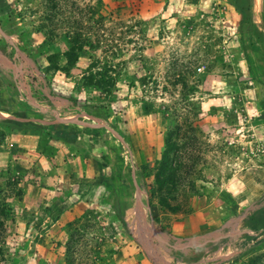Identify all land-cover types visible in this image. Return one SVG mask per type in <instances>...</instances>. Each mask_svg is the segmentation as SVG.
<instances>
[{
	"label": "rangeland",
	"instance_id": "1",
	"mask_svg": "<svg viewBox=\"0 0 264 264\" xmlns=\"http://www.w3.org/2000/svg\"><path fill=\"white\" fill-rule=\"evenodd\" d=\"M249 4L252 28L232 0H0V53L14 61L0 109L33 118L0 115V264H264V212L261 227L244 220L264 209V39L248 47L264 0ZM74 39L77 61L54 70ZM107 65L114 96L84 88ZM52 108L86 127L61 139ZM175 127L182 166L160 189Z\"/></svg>",
	"mask_w": 264,
	"mask_h": 264
},
{
	"label": "trees",
	"instance_id": "2",
	"mask_svg": "<svg viewBox=\"0 0 264 264\" xmlns=\"http://www.w3.org/2000/svg\"><path fill=\"white\" fill-rule=\"evenodd\" d=\"M232 2H233V6H234L235 10L241 14L243 22H246V23L248 22L250 24L251 28L255 27L250 20L251 19V9H250L249 0H232ZM255 33L257 34V37H256L257 39L251 41L248 44V47H250L251 50L254 52H257V51L260 52L261 47H260L259 43L257 44V42L264 39L263 30L262 29L257 30ZM77 40L78 39H74V40L70 41L68 47L62 53L66 57V61H67L66 64L59 66L58 64L54 63L53 64L54 70H56V71L62 70L64 72H66V70H68L70 67H72L74 65V63L77 61V52L81 46V44H79V42H77ZM21 49H22V51H26L23 46H21ZM260 58L264 59V53L260 54ZM11 59H13V57H11ZM247 67H248V71H249V76H251L253 79H256V81H257V66L253 67L251 64L250 65L248 64ZM259 71L264 72V69L260 68ZM82 79H83L82 84H83V86H85L84 88L93 87L95 90L100 92L103 95V97L114 96V93L116 90V88H115L116 74L109 65L90 69L87 73L83 74ZM259 81H260V79H259ZM66 98H69V100H71L70 99L71 97L66 96ZM46 100H47L46 101L47 104L52 105L49 98H47ZM260 105L262 108H264V94H263L262 100L260 101ZM24 110H25V112L26 111L27 112L28 111L33 112V113L37 112L35 107L31 106L29 103L26 106V108H24ZM153 112L158 113L160 111L159 110H153ZM105 117H108L107 114ZM55 126H56V123H52L49 125V128L53 129V128H55ZM70 128L68 125L63 124L61 129L56 130L54 133L56 135H59L61 137V139H63V140L73 139L76 137L74 134L75 132L69 133L68 131ZM21 130L26 131L27 127H23V128H21ZM86 130L91 131V132L97 131V129H95V128H87ZM178 132H179V128L175 127V128H173V129H171L165 133L164 139H163L164 143H163V150L161 153V157L156 160L157 171L155 172V174L153 176V181L160 189H162L167 184H172V185L175 184L176 179H177V173L182 166L180 160H178V158H177L178 157L177 152H178L179 147H180L179 143L177 142L178 141V138H177ZM130 142H131L132 147H135L137 144V141L135 138H131ZM139 174L144 179L145 190L148 193H150V190L148 189V183L146 182V179L148 178V176H150V173L146 168V164H141V167L139 169ZM150 195H151V193H150ZM161 203H163V205H165V206L168 205L167 202H165L164 200H162ZM257 211H259V212H257V214H249L244 218V220L251 219L253 221V223H255L257 225V228H258V227H261V223H259V221H258L259 220L258 215H261L264 212V209L261 207ZM118 216L120 219V223L123 226V229L128 231L126 228V224L124 222L122 208L120 209ZM128 235H130V234H128ZM239 255L241 256L242 254H239Z\"/></svg>",
	"mask_w": 264,
	"mask_h": 264
},
{
	"label": "crops",
	"instance_id": "3",
	"mask_svg": "<svg viewBox=\"0 0 264 264\" xmlns=\"http://www.w3.org/2000/svg\"><path fill=\"white\" fill-rule=\"evenodd\" d=\"M0 56H3V57H5L7 60H8V63H7V65H1L0 64V67H2V69H7L8 67H9V64L11 63L12 64V62H14L9 56H7V55H5V54H2V53H0ZM12 61V62H11ZM29 103H30V105L31 106H33V107H35V109H36V111L38 110V107L34 104V103H32V102H30L29 101ZM52 103V105H50V106H54L53 105V102H51ZM55 109V110H54ZM25 111V110H24ZM41 111H43V110H41ZM46 111H49V112H51V115H53L55 118H56V120H53V121H50V122H52V123H55L56 122V124H59L60 125V127H62L63 126V124H66V125H68L69 127H71V126H80V125H82L83 127H86L85 125H87V124H85L83 121H87V120H84V119H82V120H80L81 122L80 123H78V124H71V123H69V122H67V121H65V120H63L62 118L63 117H65L64 115H61V111H60V109H56V108H52L51 110H46ZM19 113H21V111H19V110H16V109H13L12 108V111L11 112H7V111H3L2 109H0V115H2V114H4V115H6V117H9L10 118V120H13V122H15L16 124H22V122L21 121H30V120H33V118H30V116L29 117H27V118H24V117H21V118H18L16 115H18ZM3 117V116H2ZM78 119V118H77ZM36 120H38V119H36ZM79 120V119H78ZM98 121L100 120V119H97ZM20 121V122H19ZM100 121H102V120H100ZM49 123V122H48ZM100 123V122H99ZM100 125V124H99ZM98 125V126H99ZM102 125V124H101ZM103 126V125H102ZM88 127L89 128H93V126H90V125H88ZM28 128H30V126L29 127H27V131H29L30 132V130L31 129H28Z\"/></svg>",
	"mask_w": 264,
	"mask_h": 264
},
{
	"label": "built area",
	"instance_id": "4",
	"mask_svg": "<svg viewBox=\"0 0 264 264\" xmlns=\"http://www.w3.org/2000/svg\"><path fill=\"white\" fill-rule=\"evenodd\" d=\"M263 155H264V152H263Z\"/></svg>",
	"mask_w": 264,
	"mask_h": 264
},
{
	"label": "water",
	"instance_id": "5",
	"mask_svg": "<svg viewBox=\"0 0 264 264\" xmlns=\"http://www.w3.org/2000/svg\"><path fill=\"white\" fill-rule=\"evenodd\" d=\"M143 204V202H141Z\"/></svg>",
	"mask_w": 264,
	"mask_h": 264
}]
</instances>
